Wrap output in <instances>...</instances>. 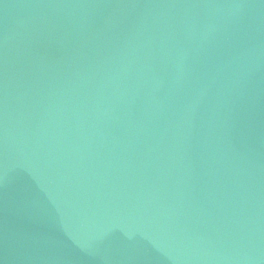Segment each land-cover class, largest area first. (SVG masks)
<instances>
[{"label": "water", "instance_id": "95a60500", "mask_svg": "<svg viewBox=\"0 0 264 264\" xmlns=\"http://www.w3.org/2000/svg\"><path fill=\"white\" fill-rule=\"evenodd\" d=\"M0 264H264V0H0Z\"/></svg>", "mask_w": 264, "mask_h": 264}]
</instances>
